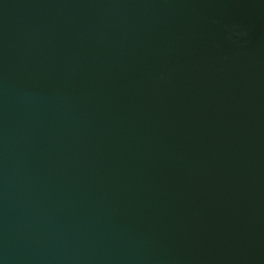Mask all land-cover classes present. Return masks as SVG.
I'll use <instances>...</instances> for the list:
<instances>
[{
  "label": "water",
  "instance_id": "obj_1",
  "mask_svg": "<svg viewBox=\"0 0 264 264\" xmlns=\"http://www.w3.org/2000/svg\"><path fill=\"white\" fill-rule=\"evenodd\" d=\"M0 264H264V0H0Z\"/></svg>",
  "mask_w": 264,
  "mask_h": 264
}]
</instances>
